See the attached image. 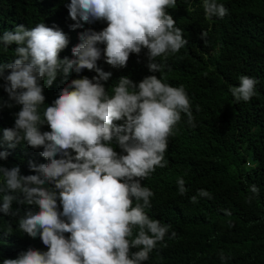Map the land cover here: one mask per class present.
I'll return each instance as SVG.
<instances>
[{"label":"clouds","instance_id":"obj_1","mask_svg":"<svg viewBox=\"0 0 264 264\" xmlns=\"http://www.w3.org/2000/svg\"><path fill=\"white\" fill-rule=\"evenodd\" d=\"M176 4L177 0H70L65 5L74 22L70 27L84 29L80 43L71 49L73 58H60L69 39L55 25L20 24L0 34L5 50L16 45L14 62H0V87L8 95V100L0 97V108L20 106L14 127L3 129L0 139L9 147L26 142L33 149L42 148L40 155L48 161H29L36 173L32 175H22L19 166L0 165V213L19 216L17 230L39 236L47 247L43 252L29 248L2 264H145L164 242L171 225L148 215L154 192L141 181L156 168L167 167L169 138L182 114L194 126L190 98L183 85L174 87L156 75L139 83L121 77L106 89L102 82L112 73L97 61L103 56L108 65L122 68L131 54L147 49L149 71L162 73L165 64L157 58L166 60L188 44L168 13ZM202 8L206 19L228 14L217 0H202ZM96 21L107 26L101 31L84 27ZM206 37L202 32L205 43ZM85 69L96 75L72 79L50 105L45 104V85L51 86L58 74L67 78ZM238 79L239 85L229 91L237 103L249 102L258 80L246 75ZM45 124L50 131L40 130ZM7 156L0 151V160ZM176 183L179 195H186V181L178 177ZM250 191L259 195L256 185ZM198 196L211 198L199 189L190 202L197 203ZM14 201L38 210L30 207L21 216L19 208L13 210ZM175 235L172 232L170 238ZM219 256L228 259L223 251Z\"/></svg>","mask_w":264,"mask_h":264},{"label":"trees","instance_id":"obj_2","mask_svg":"<svg viewBox=\"0 0 264 264\" xmlns=\"http://www.w3.org/2000/svg\"><path fill=\"white\" fill-rule=\"evenodd\" d=\"M68 2L0 0V34L20 24L28 28L41 22L55 25L69 39L60 58H73L71 49L80 43L79 33L84 29L70 27L74 22L68 16ZM217 2L228 9L222 19H206L202 0H177L176 8L168 9L188 44L166 60L157 58L165 64L162 73L149 71L147 49L131 54L122 68L108 65L103 56L97 61L100 68L112 73L102 82L106 89L121 77L139 83L149 75L162 76L174 87L183 85L192 104L194 126L182 114L169 138L167 167L156 168L141 181L154 192L148 215L171 225L164 242L157 244L145 264H264V0ZM106 26V22L96 21L84 27L101 31ZM202 32H207L206 43ZM15 47L5 50L0 46V62H14ZM95 75L87 69L80 74L70 72L67 78L58 74L51 86H44L45 104L50 105L72 79ZM242 75L258 80L256 95L249 102L237 103L229 89L239 85ZM0 97L8 100L2 87ZM19 107L0 108V138L3 129L14 127ZM40 130L50 131L46 124ZM42 150L26 142L9 147L0 139V151L8 152L0 165L19 166L22 175L36 174L29 161L48 163L40 155ZM178 177L186 181V195L178 193ZM252 185L259 188L258 196L251 193ZM199 189L207 190L211 198L198 196V202L191 203L189 198ZM30 207L38 210L13 202V210L19 208L21 216ZM19 218L0 213V264L29 248L47 251L39 236L31 238L17 230ZM172 232L174 238H170ZM221 251L228 259H220Z\"/></svg>","mask_w":264,"mask_h":264}]
</instances>
